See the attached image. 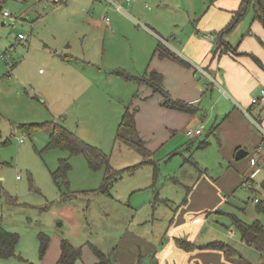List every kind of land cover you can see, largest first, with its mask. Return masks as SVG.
I'll list each match as a JSON object with an SVG mask.
<instances>
[{"label":"rangeland","instance_id":"rangeland-1","mask_svg":"<svg viewBox=\"0 0 264 264\" xmlns=\"http://www.w3.org/2000/svg\"><path fill=\"white\" fill-rule=\"evenodd\" d=\"M240 1L59 0L53 4L52 0H0V223L19 236L16 255L0 258V264H25L17 255L35 264H55L62 240L81 248L73 264H92L91 246L111 253L115 264H130L133 251L135 264L140 258L137 250L150 248L152 242L157 249L150 254L149 264H180L179 251L183 250L177 243L167 252L172 238L197 246L220 240L245 260L264 264V255L244 243L231 225L235 216L246 223L258 220L264 229V212L258 210V204H264V158H258L263 164L251 183L221 194L226 200L221 205L223 213L207 212L205 221L197 222L198 241L188 239L187 227L176 229L172 218L187 201L198 170L182 153H171L173 143L182 146L192 140L185 130H169L165 140L157 134L152 138L145 112L138 119L140 128L136 127L141 103H150L153 97L161 101V97L119 75L140 76L147 70L157 41L150 30L172 42L175 33L193 30L214 12L212 33L218 39L217 32L230 22L231 11ZM254 1L219 42L235 45L250 31L264 42V23L254 18ZM4 11L9 18L2 16ZM125 13L134 19L121 16ZM18 34L26 38L18 41ZM262 87L250 96L259 97ZM252 106L248 112L258 122L255 110L264 105ZM125 107L133 112L137 133L124 126L117 137ZM261 111L264 115V108ZM52 122L99 148L109 157L110 166L120 171L109 195L95 192L104 168L90 169L82 154L70 157L61 148H47ZM31 124L42 127L30 133L19 127ZM202 127L206 139L210 124ZM207 138L211 146L197 156L207 158L213 165L210 173L216 176L227 164H217L215 137L209 134ZM153 140L164 141L153 147ZM247 152L236 162L246 163L250 147ZM62 158H68L70 169L55 180L53 173ZM199 217L194 213V220ZM40 234L49 238L43 257L39 255ZM191 252L185 255L194 257ZM228 259L196 257L195 261L229 264Z\"/></svg>","mask_w":264,"mask_h":264},{"label":"crops","instance_id":"crops-1","mask_svg":"<svg viewBox=\"0 0 264 264\" xmlns=\"http://www.w3.org/2000/svg\"><path fill=\"white\" fill-rule=\"evenodd\" d=\"M214 14L211 12L205 21L202 19L193 30L185 34L175 33L172 36L174 39L172 42L149 28L152 35L157 38L156 43L162 41L187 64L154 55L155 43L147 70L154 69L162 74L163 85L172 97L198 104L201 110L195 114L176 111L162 106L159 99L153 97L150 103L147 101L141 103L136 119V127L140 128L138 119L145 112L149 116L148 126L150 129L148 131H153L151 137L155 138L157 134V138L160 139L163 135L164 140L167 139L169 130L177 133L181 130L201 128L202 124H210L206 134L208 144L205 147L211 146V141L207 138L211 133L215 137L216 153L214 158L217 164L221 167L224 163L227 164L219 174L213 176L210 173V168L213 165L209 164L205 156L199 154L197 156V152H201L205 148H198L199 143L205 140L203 127L200 134L191 138L192 141L182 146L173 143L172 147L175 148L174 150L172 148V153L170 152L171 156L182 153L181 155L187 163L193 164L195 168L203 169L200 174L197 172L198 176L191 184L187 201L182 208L174 213L172 218L176 229L186 226L187 238L194 241L196 239L198 241L197 222L205 221L207 217L204 216L207 212L218 213L216 210H219L221 213V205L226 202L221 194L230 193L235 187L240 186L242 178L248 173L251 172V179L255 176L259 167L250 165V157L257 153L258 146L264 144V115L261 111L263 106L261 105L260 109L255 110L261 129L251 122L252 116L248 112L252 111L254 107L250 104L254 97L250 95L259 85L263 86L260 91L264 89V42L257 41L253 32L250 31L244 34L235 45L227 41L235 47V52L231 50L221 53L215 51L216 36L212 33L214 26H211ZM121 16L134 19L127 13ZM2 25H5V22ZM110 31L113 32L112 28ZM72 57L70 58L72 59ZM64 59L72 61L66 57ZM205 74L207 76L202 77ZM209 90L210 96H208ZM208 103L210 106L206 105ZM164 140H153V147H158ZM248 147L252 151L248 161H245L246 163L236 162L234 158L236 150L244 148L247 151ZM186 153L189 155L185 156ZM262 157H264V147L257 158L260 160ZM214 177L216 178L214 179ZM185 188L188 189V187ZM194 213L200 215L198 221L194 220ZM151 244L148 249L141 250V252L139 249L137 250L141 255L139 254L140 258L135 264H144L145 260H148V264L150 263V254L157 249L154 242ZM170 244L168 253H171L175 248L174 238ZM193 250L194 257L185 255V253L192 255L191 251ZM206 251L210 253H204ZM179 254L181 255L180 264L185 263L186 260L190 264H196V257L203 258V260L207 257H215L220 261L225 257L220 250L202 248L179 251ZM133 259L134 252L132 251L130 264H134ZM95 261L96 258L93 262ZM112 264H115V261ZM229 264L235 263L230 261Z\"/></svg>","mask_w":264,"mask_h":264},{"label":"trees","instance_id":"trees-1","mask_svg":"<svg viewBox=\"0 0 264 264\" xmlns=\"http://www.w3.org/2000/svg\"><path fill=\"white\" fill-rule=\"evenodd\" d=\"M252 0H241L237 9L232 10V16L230 22L225 24L224 27L219 29L217 34L219 38L223 35L224 32H228L233 28L236 22L243 17L247 8L251 4ZM255 14L254 18L260 20L264 23V0H255L254 1ZM218 38V39H219ZM215 38L216 48L215 51L227 52L231 50L235 52V47L230 45L227 41H218ZM154 55H157L159 58H168L183 64H187L182 58H180L176 53L170 50L162 41L156 43L154 49ZM119 75L123 76L126 79H133L139 84H143L145 87L150 88L153 93H157L161 97L160 104L166 108L173 109L180 112H185L188 114H195L201 109L198 104L189 103L181 99L174 98L170 95L167 89L163 85V76L160 72L154 69L146 70L142 75H130L124 72H119ZM264 108V106H263ZM133 112L130 111L129 107H125L124 113L122 115L121 121L118 125L116 136L120 137L121 129L124 126H130L137 133L135 128ZM50 126V135L47 142V148H61L66 150L69 156L82 154L88 167L92 170H100L101 168L105 169V174L103 180L95 192H101L105 194H110V188L113 185V182L120 177V171L114 170L109 164V157L105 155L99 148L90 145L79 137H77L73 132L65 128L62 124L57 122H52ZM20 128L27 132H32L42 125L40 124H31V125H20ZM213 132V131H210ZM211 134V133H209ZM208 141L205 139L199 143L198 148H204L207 146ZM70 169V164L68 158H62L59 160V166L57 170L53 173V178L56 180L57 176H63L67 174ZM198 173L200 174L201 168H197ZM264 186V181L262 183ZM259 202V200L257 201ZM258 210L264 212V204H258ZM216 212L219 213V210ZM222 212V211H221ZM231 225L238 232L241 240L255 248L259 251L261 255H264V229L258 220L253 221L252 223H246L241 219L231 216ZM177 245L183 250H189L194 247H199L202 249H214L220 250L223 252L225 258H229V261H233L235 264H253L245 260L237 250L227 243H224L220 240H213L206 243L203 246H197L191 243L190 241L184 238H175ZM19 240L17 233L10 232L6 230L0 223V258H9L16 255V246ZM39 255L43 257L45 255L46 249L48 247L49 238L44 234L39 235ZM96 261L92 264H112L113 260L111 259V253H103L96 247L91 246ZM61 253L55 264H73L81 255V248L74 247L69 241L62 240L60 243ZM19 259L24 261L25 264H35L33 262L27 261L22 258L20 255H17Z\"/></svg>","mask_w":264,"mask_h":264},{"label":"built area","instance_id":"built-area-1","mask_svg":"<svg viewBox=\"0 0 264 264\" xmlns=\"http://www.w3.org/2000/svg\"><path fill=\"white\" fill-rule=\"evenodd\" d=\"M59 0H52V2H53V4L54 3H57ZM125 1H130V0H125ZM2 16L3 17H7V18H9L10 17V15H9V13L8 12H6V11H4L3 13H2ZM26 38V36H24V35H22V34H18L17 35V39H18V41H20L21 39H25ZM211 39H213V37L211 36ZM251 103L252 104H259V105H264V89H262L261 91H260V96L259 97H254V98H252L251 99ZM251 117V116H250ZM252 118V122L255 124V126L256 127H258L259 129H261V127H260V125L258 124V122L253 118V117H251ZM201 133V128H198V129H187L186 131H185V135L187 136V137H189V138H193V137H195L196 135H198V134H200ZM262 146L260 145V146H258V148H257V153L254 155V156H252V157H250V165L252 166V167H259L260 165H262L263 164V161L261 162V163H259V161H258V156L260 155V152H261V150H262ZM264 158V157H263ZM251 172L250 173H248L247 175H245L244 177H243V181H242V184L244 185V186H247L249 183H251V181H252V179H251ZM255 201L257 202L258 200L257 199H255ZM233 232L232 231H230V234H232Z\"/></svg>","mask_w":264,"mask_h":264},{"label":"water","instance_id":"water-1","mask_svg":"<svg viewBox=\"0 0 264 264\" xmlns=\"http://www.w3.org/2000/svg\"><path fill=\"white\" fill-rule=\"evenodd\" d=\"M247 155V151L244 148H239L236 150L234 158L239 160Z\"/></svg>","mask_w":264,"mask_h":264}]
</instances>
